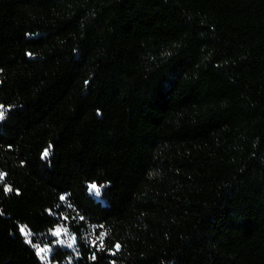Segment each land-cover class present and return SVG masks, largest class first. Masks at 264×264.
<instances>
[{
    "label": "trees",
    "instance_id": "16d2710c",
    "mask_svg": "<svg viewBox=\"0 0 264 264\" xmlns=\"http://www.w3.org/2000/svg\"><path fill=\"white\" fill-rule=\"evenodd\" d=\"M0 106V264H264V0H0Z\"/></svg>",
    "mask_w": 264,
    "mask_h": 264
},
{
    "label": "snow or ice",
    "instance_id": "6c2138e0",
    "mask_svg": "<svg viewBox=\"0 0 264 264\" xmlns=\"http://www.w3.org/2000/svg\"><path fill=\"white\" fill-rule=\"evenodd\" d=\"M30 55V54H29ZM85 83L87 84L88 83V81H85ZM0 107H2V106H0ZM99 109H97V112H98V114H99ZM3 115V113L2 112H0V116H2ZM48 155V149L47 148H45L44 150H43V152L41 153V158L43 159L45 156H47ZM22 163H23V161H22ZM3 174H0V176H2ZM5 191H8V186L6 185L5 186ZM61 199H63V196L61 197ZM20 231H23V228H21L20 229ZM56 235H60V231H59V229H57L56 230ZM93 246L94 247H97L98 248V250L99 251H101V252H103L106 248L109 250V251H111V247H109V245L107 244V242L105 241V240H103V239H101V240H94L93 242ZM114 246L116 247V248H120L121 246H120V244L119 243H114ZM45 248H47L48 247V245L47 244H45V246H44ZM96 258V255H95V252L93 253V259H95Z\"/></svg>",
    "mask_w": 264,
    "mask_h": 264
},
{
    "label": "rangeland",
    "instance_id": "374dc122",
    "mask_svg": "<svg viewBox=\"0 0 264 264\" xmlns=\"http://www.w3.org/2000/svg\"><path fill=\"white\" fill-rule=\"evenodd\" d=\"M58 238H59L60 241H63L61 234L58 235ZM37 252H38V255H39L40 259H41V263L40 264H46L47 262L45 261V256H44L42 248L37 249Z\"/></svg>",
    "mask_w": 264,
    "mask_h": 264
}]
</instances>
